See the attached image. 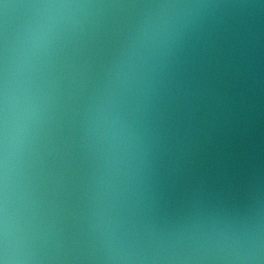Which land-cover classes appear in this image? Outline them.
I'll list each match as a JSON object with an SVG mask.
<instances>
[{
	"label": "water",
	"instance_id": "obj_1",
	"mask_svg": "<svg viewBox=\"0 0 264 264\" xmlns=\"http://www.w3.org/2000/svg\"><path fill=\"white\" fill-rule=\"evenodd\" d=\"M0 264H264V0H0Z\"/></svg>",
	"mask_w": 264,
	"mask_h": 264
}]
</instances>
